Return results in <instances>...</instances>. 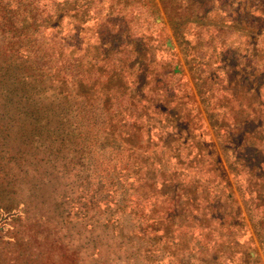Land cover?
Returning <instances> with one entry per match:
<instances>
[{
	"label": "rangeland",
	"instance_id": "1",
	"mask_svg": "<svg viewBox=\"0 0 264 264\" xmlns=\"http://www.w3.org/2000/svg\"><path fill=\"white\" fill-rule=\"evenodd\" d=\"M71 1L74 45L68 63L60 67L61 45L45 34L34 47L48 54L50 69L25 68L21 61L30 57L19 53L13 55L19 66L0 72L7 76L0 83V264H172L171 253L181 254L184 264H199L195 251L182 254L184 242L175 246L150 232V222L139 218V185L112 174L109 161L115 152L100 149L108 141L118 143L116 123L125 118L118 113L132 104L127 95L134 101L135 95L144 97L149 109L158 102L192 118L199 113L201 138L211 140L251 236L252 243L240 238L235 249L251 258L256 253L264 264L258 214L245 210L229 174V155L210 126V121L236 119L243 131L253 128L246 118V92L252 74L264 72V33L262 44L247 45L246 16L242 10L229 13L236 5L228 16L185 9L167 16L159 0ZM41 4L51 7L48 1ZM61 27L67 29L66 20ZM120 32L119 42L128 46L110 50L119 42L105 45ZM3 58L9 53L0 54ZM217 61L233 66L224 71L236 84L234 96L221 91L219 67L225 64ZM64 71L69 74L65 81ZM191 124L199 126L195 118ZM191 130L186 134L198 137L200 131ZM260 148L261 154L249 151L256 160L264 156V134ZM198 177L203 179L202 172Z\"/></svg>",
	"mask_w": 264,
	"mask_h": 264
},
{
	"label": "trees",
	"instance_id": "2",
	"mask_svg": "<svg viewBox=\"0 0 264 264\" xmlns=\"http://www.w3.org/2000/svg\"><path fill=\"white\" fill-rule=\"evenodd\" d=\"M40 1L51 2V7H45L46 4L40 6ZM159 2L167 16L169 13L180 15L183 9L196 14L214 12L228 16L227 10L236 5L229 13L236 15L237 10H242V15L246 16L248 28L251 30L248 37L246 36L250 42L247 45L263 43L259 38L264 33V0H159ZM72 12L71 0H0V54L9 53V59L0 60L3 66L0 67V72L1 70L6 72L10 67H18L16 61L19 57L13 55L19 53H25L30 57V60L21 61L25 68L38 71L50 69L48 54L45 55V51L39 46L34 47V42H42L45 34L50 41L61 45L59 63L60 67H64L70 57L68 54L70 48L74 45L73 32L70 30L74 19ZM63 20L67 22V29L61 27ZM232 22H237L236 18H233ZM120 37L121 32L105 46L119 42ZM126 46L127 42L121 40L110 50L118 52L120 48ZM64 50L66 54L63 56ZM100 50L103 51L101 55L105 56L106 50L101 48ZM253 57L256 62L258 57L256 54ZM217 63L225 64L223 61ZM219 69L224 75L221 91L234 96L236 84L228 78L229 71H224L226 69L231 71L233 66L231 68L229 64H225ZM5 72L0 73V83L7 77ZM61 77L62 80L68 79L69 74L64 71ZM252 77V86H249L246 92L250 96V103L247 105L249 115L246 118L253 123V128H244L243 131L242 122L236 119L229 123L223 122V119L221 122L210 121V126L220 142L221 150L229 155V174L237 183L245 210H253L258 214L257 238L262 243L264 156L256 160L251 154L257 152L261 154L260 144L264 134V72L253 73ZM257 77L259 83H256ZM211 79L215 80V77ZM206 93L209 95L210 91ZM127 96L132 104L129 103L130 107L125 106L123 111L118 113L125 115L123 121L118 120L116 123L120 128L118 143L108 141L100 149L115 152L109 161L112 162L110 168L112 174L117 172L119 179L122 177L130 184L139 185V191L135 190L139 200L138 208L141 211L139 218L150 222L148 225L150 232L160 234L161 240L175 243V246L184 242L182 254L195 251L194 260L199 264H259L256 253L251 258L247 252L235 249L240 238H247L252 243L251 236H246L248 232L243 212L235 204L231 183L217 158L211 140L201 138L204 126L199 113L195 112L192 118L189 112L181 113L182 111L177 108L158 102L150 104L149 109L146 107L148 101L144 97L135 95L134 101L133 96ZM137 104L141 105L140 109H136ZM220 108L219 110L223 112L226 110L225 106ZM132 116L133 122H128ZM194 118L199 123L196 129L191 126V120ZM191 129L193 132L200 131L198 137L186 134ZM136 133L142 135L141 138L134 140ZM256 134H259L260 138L257 139ZM200 172L203 179L198 177ZM200 181H204V184ZM236 231L242 233H235ZM183 235L186 237L184 241ZM170 256L172 264L185 263L181 254L177 256L171 253Z\"/></svg>",
	"mask_w": 264,
	"mask_h": 264
}]
</instances>
